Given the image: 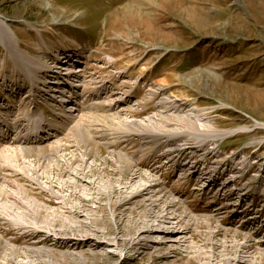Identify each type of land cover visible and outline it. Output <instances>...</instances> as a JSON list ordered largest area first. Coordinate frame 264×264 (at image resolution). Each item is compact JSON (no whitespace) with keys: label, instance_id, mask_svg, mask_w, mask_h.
I'll use <instances>...</instances> for the list:
<instances>
[{"label":"rangeland","instance_id":"1","mask_svg":"<svg viewBox=\"0 0 264 264\" xmlns=\"http://www.w3.org/2000/svg\"><path fill=\"white\" fill-rule=\"evenodd\" d=\"M0 24V105L26 99L18 118L28 111L47 120L44 140L32 144L38 148L0 150V264H233L238 254L244 264H264V0H0ZM67 55L73 61L63 65ZM75 68L83 70L81 88L63 75L65 88L50 83L54 71ZM28 74L42 78L46 93L26 98ZM105 79L113 81L100 95L94 83ZM137 81L139 94L125 88L128 103L113 106L119 92L110 89ZM59 113L73 117L70 127L84 123L59 133L68 120ZM97 128L153 140L141 147L134 135L110 149L95 138ZM181 145L193 149L179 155ZM147 148L157 151L143 153L139 171ZM196 168L201 175L187 180ZM148 182L156 184L150 194L119 207ZM140 200H157L155 215L170 211L182 231L169 235L161 230L175 223H160L137 237L146 215ZM35 230L74 240L25 239ZM114 232L122 246L91 241Z\"/></svg>","mask_w":264,"mask_h":264},{"label":"bare ground","instance_id":"2","mask_svg":"<svg viewBox=\"0 0 264 264\" xmlns=\"http://www.w3.org/2000/svg\"><path fill=\"white\" fill-rule=\"evenodd\" d=\"M141 4V3H140ZM0 27L2 28V26H1V24H0ZM5 27V26H4ZM3 30V33H5L7 30L6 29H2ZM15 37H13V39H14ZM15 40V39H14ZM144 59V57H142L141 59H139L137 62H128L127 63V70L124 72V71H122L121 72V74H120V76H122V75H124L123 73H125L126 75L127 74H129L130 75V72L135 68V67H137L141 62H142V60ZM52 60V59H51ZM55 60V59H54ZM161 62V60H159V61H157L156 63L158 64V63H160ZM111 64V63H110ZM106 66H108V68L110 67V65L107 63L106 64ZM45 67H47L46 69L48 70V72H49V66H42V68H45ZM60 67V66H59ZM58 69V68H57ZM124 69V68H123ZM54 70V69H53ZM64 70V69H63ZM95 70V69H94ZM73 72H71V71H69V72H71V74L69 75H67V74H62L61 72H59V71H52L53 73H57L58 74V76L54 79V81L53 82H50L52 85H54V87L55 88H58V86H59V88H65L64 87V83H62V78H61V75H63L64 77H67L68 79L69 78H76V79H78L77 81H75L77 84H75L74 86H71L72 87V89H75V87H79V88H81V84L80 85H78V82H79V80L82 78V75H78L79 73H81L83 70H79V68L77 69V68H75L74 70H72ZM43 73H44V71H42ZM145 72H149V70H146ZM74 75V77H72ZM28 79H29V77H30V75L28 74ZM47 77H49V76H47ZM147 79V73L146 74H144V75H142L141 76V79H140V81L141 80H146ZM24 80H25V78L24 77H22V80H21V82H24ZM30 84H29V86L27 87V91H28V95H27V97L26 98H31V96H36V95H34V94H36L35 92H38V90L37 89H40V88H38V86L39 85H41V83H40V80H42V78H40V77H38L37 78V76L36 75H34L33 77H30ZM8 81V80H7ZM113 81V79H111V80H108V79H105V80H103V81H100V82H97V83H94L95 84V88L97 89V90H101V92H99L100 93V95H102V94H104V92L107 90V89H109V85H110V83ZM140 81H137V82H135V84H134V86L133 87H128L126 84H122V86L121 87H117V86H115V87H113V88H111L110 89V91L111 92H113V91H117V92H119L117 95L119 96V97H117V99L115 100V103H114V105L113 106H116V105H121V104H126V103H128V100H127V97H128V91H125V90H123V89H125V88H129V90H131L132 88H134V90L132 91L133 93H137V94H139L138 92H137V90H141V86H140ZM48 82V83H49ZM114 82H117L116 80H114ZM157 82V81H156ZM9 83H10V81H9ZM16 83V85L18 84V82H15ZM65 83H67V82H65ZM8 86V85H7ZM45 87V86H44ZM19 89H20V87L18 88H14L13 86H11V90L14 92V93H17V95H18V92H17V90L19 91ZM44 88H41L40 89V91L42 92V91H44L45 93H46V90L44 89ZM48 89V88H47ZM52 89V88H51ZM165 88H163V90H164ZM64 91V93H65V90H63ZM86 91V90H85ZM67 92V91H66ZM70 92H72V91H70ZM97 95L98 94V91L97 92H93V94H91V95ZM73 95H75V97L77 96L78 97V94L76 93V92H74L73 93ZM61 96V95H60ZM130 97H136V95L134 96V95H132V96H130ZM68 98H69V101H72V99H71V96L69 95L68 96ZM92 99H91V97L88 99V101H91ZM58 101H62V102H64L65 100H58ZM25 102H26V99L24 100V101H22L21 103H20V105H18L17 107L16 106H13L12 105V101H8L7 102V104H5V105H3V104H1L0 105V109H5V107L7 108V109H5L4 111H2V110H0V135H1V137H2V140L0 141V150L1 149H8V148H18V147H30V148H38L39 146H33L32 144L33 143H39V142H41V141H43L44 140V138L42 137V135H41V133H46V130H44L43 129V127H44V125H45V122L47 121V120H44V121H42V120H39V119H35L34 117H31V115H30V113L27 111L26 112V114H25V116L23 117V118H18V117H20V111H24L25 110V106H24V104H25ZM110 102V101H109ZM70 104V103H69ZM85 104V103H84ZM83 104V105H84ZM30 105V107L32 108V110L34 111V110H38L39 108H40V103H36V100H35V98L34 99H31V104H29ZM54 105V103L53 104H51V106H53ZM83 105H79L80 107H81V109L80 110H78V111H80V112H82L84 109H86L88 106H83ZM86 105V104H85ZM59 106V105H58ZM109 106H111V105H109ZM182 106H185V104H183ZM170 107V106H169ZM119 108H121V107H119ZM128 108V107H127ZM70 109V108H69ZM73 109V108H72ZM125 109V108H124ZM16 110V111H15ZM72 111V110H71ZM75 111H77V109H74L72 112L73 113H75ZM68 112V111H67ZM126 112L128 113V114H131V115H134L135 116V111H131V110H129V109H127L126 110ZM66 113V112H65ZM86 113H84V115H85ZM77 115V114H76ZM95 115V114H94ZM108 116V115H107ZM119 116V115H118ZM158 116H159V114H158ZM60 117H62L63 119H68V118H66V115L65 114H58V116H56L55 118H60ZM83 117V115L81 116V118ZM120 117V116H119ZM157 117V116H156ZM96 118V117H95ZM158 118V117H157ZM191 118V117H190ZM17 119V120H16ZM173 119V118H172ZM192 119V118H191ZM16 120V121H15ZM167 120V119H166ZM15 121V122H14ZM134 121V120H133ZM163 121H164V119H163ZM165 122V121H164ZM196 122V121H195ZM54 123H55V125L57 126V124L58 125H60L59 124V122H58V120H55L54 121ZM70 123H73V117H70L68 120H67V122H65V127L64 128H62L61 130L62 131H60L59 130V133H64V131L66 130H68V131H72L73 129H76L77 127H80V123H84V121H82L81 120V122L80 123H78V124H74V126L73 127H70L69 126V124ZM131 123H133V122H131ZM166 123H168V122H166ZM186 124V123H185ZM128 125H130V124H128ZM133 125V124H132ZM135 125V124H134ZM138 125V124H137ZM141 125V124H140ZM264 125V124H263ZM193 126V125H192ZM257 126H262L260 123H257ZM188 127V126H187ZM102 128V127H101ZM140 128V127H139ZM135 129V128H134ZM194 129H195V127H194ZM259 128H255L254 130H258ZM131 130H132V127H131ZM136 130H138V129H136ZM140 131L139 132H141V129H139ZM95 131V134H97L96 136H95V138L96 139H98V140H102L103 141V144L107 147V148H110L111 149V147H113V146H116V145H118V144H123L124 142H125V140L124 139H129V137H131V136H133L134 137V135H135V137L137 138V141L139 142L138 143V145H140L141 144V147H146V144H148L151 140H153V139H151V140H144L145 138H143L144 136L143 135H140V134H133V133H128V132H125V131H121V133L120 134H112L111 133V131L109 130V131H107V130H105L104 132H102V131H100L99 130V128H97V129H95L94 130ZM164 131V130H163ZM163 131H161V132H163ZM103 133H106V135H103ZM137 133V132H136ZM164 133H165V131H164ZM167 133V132H166ZM169 133V132H168ZM10 134H12L13 136H12V138L11 137H9V135ZM235 134H239V132H237V133H233L232 135H235ZM53 134H51V136H50V138L51 137H57V136H52ZM112 135H114V137H112ZM229 135V134H228ZM148 136V135H147ZM167 136V135H166ZM149 137V136H148ZM151 138V137H150ZM149 138V139H150ZM170 138V137H169ZM147 139V138H146ZM179 139V138H178ZM88 140V139H87ZM112 140H114L113 142H112ZM170 140V139H169ZM128 141V140H127ZM171 141H172V139H171ZM114 143H116V144H114ZM7 144L9 145V146H7ZM170 144V143H169ZM12 145H17V146H12ZM161 146H164L165 148V150L164 151H166L167 150V148H166V146H167V143H166V140H165V142H163L162 144H161ZM200 147V146H199ZM203 147H205V146H203ZM203 147H200V148H203ZM127 147H125V149H126ZM142 149V148H141ZM147 149H149V148H147ZM191 149H193L192 147H185V146H183V145H181V147H180V149L179 150H177V152L179 153V155H180V153H182V152H184V153H188L189 152V150H191ZM208 149V148H207ZM215 149H217V146H215L214 147V150ZM196 150V149H195ZM17 151V150H16ZM21 151V150H20ZM157 151V149L156 148H151V150L149 149V151H146V150H141V154H142V158H140V160H139V162L136 164V165H134V167H135V169H137V170H139V171H142L141 170V168H143V165L142 164H144V156H143V153H145V152H147V153H149V152H156ZM192 151V150H191ZM199 151H200V149H197L196 150V152H194L195 153V157H198L199 156ZM201 152V151H200ZM22 153V152H21ZM15 154V153H14ZM209 154V153H208ZM22 155V154H21ZM185 155V154H184ZM183 155V156H184ZM210 155V154H209ZM164 156H166V152H164V153H162L161 154V157H164ZM205 157V156H204ZM23 158V157H22ZM169 158V157H168ZM180 158V157H179ZM17 159V158H16ZM132 159V158H131ZM184 159V158H183ZM210 159V158H209ZM143 162H142V161ZM194 162H195V160H194ZM199 162H203V164H204V166H205V162L204 161H199ZM51 163H53V162H51ZM50 163V164H51ZM208 164V163H207ZM121 165V164H120ZM232 165V164H231ZM204 168V167H203ZM203 168L202 169H197V171H195V173L193 172L190 176H189V178L187 179V180H190L191 179V176L192 175H194L195 177L197 176V177H199L200 175H201V173L203 172L202 170H203ZM82 170V169H81ZM80 170V171H81ZM148 170H149V172L152 170V169H150V168H148ZM198 170H200V171H198ZM205 170V169H204ZM220 169H218V171H219ZM85 171V170H84ZM92 171V170H91ZM94 172V171H93ZM96 172V171H95ZM82 173V172H81ZM84 173V172H83ZM88 173V172H87ZM216 173V172H215ZM70 174V173H69ZM85 174V173H84ZM92 174V173H91ZM138 174H140L139 172H138ZM221 175L223 174V173H220ZM76 175V174H75ZM88 175V174H87ZM216 175H218V173H216ZM225 175V174H224ZM223 175V176H224ZM92 176V175H91ZM140 177H143V176H140ZM138 178V177H137ZM77 179V178H76ZM94 179H97V178H94ZM132 179V178H131ZM142 179V178H141ZM92 180H93V178H92ZM92 180H91V182H92ZM146 180V179H145ZM85 181V180H84ZM158 181V180H157ZM231 181H233L234 183L236 182V180H231ZM75 182V181H74ZM94 182V181H93ZM98 182V181H97ZM136 182V181H135ZM145 182H147V181H145ZM195 182V184L194 185H199V183H201V180H199V179H197L196 178V180L194 181ZM80 183H81V181H80ZM133 183V182H132ZM67 184V183H66ZM91 184V183H90ZM72 185V184H71ZM79 185H81V184H79ZM78 185V186H79ZM125 185V184H124ZM162 184H160V186H161ZM84 186V185H83ZM98 186V185H97ZM131 186V185H130ZM129 186V187H130ZM156 186V184L153 182V184L152 183H146L145 184V186L143 187V188H141V189H139L137 192H136V194L129 200V201H127V202H125V203H123V204H121L119 207H121L122 205H128V204H131V201L133 200V199H138L139 197H141V196H145V195H148V192H149V190L150 189H152L153 187H155ZM119 187V186H118ZM71 188V187H70ZM87 189V188H86ZM123 189H125V188H123ZM96 190V189H95ZM120 190V189H119ZM137 190V189H136ZM161 190V189H160ZM87 191V190H86ZM113 191V190H112ZM162 191V190H161ZM45 192V191H44ZM92 192V191H91ZM24 193V192H23ZM112 193V192H111ZM119 193V192H118ZM152 193V192H151ZM92 194V193H91ZM106 194V193H105ZM149 194H150V192H149ZM204 195V194H203ZM100 196V195H99ZM106 197V196H105ZM109 198V197H108ZM146 198V197H145ZM98 200V199H97ZM102 200V199H101ZM124 200V199H123ZM158 200H160V199H158ZM95 201H96V199H95ZM100 201V200H99ZM149 201V200H148ZM91 202V201H90ZM93 202V201H92ZM146 202H147V200H140L139 202H138V205L142 208V209H144L145 211H146V215H145V217H144V219L141 221L142 223L140 224L141 226L140 227H137V225H136V227L134 228V231H137V234H138V236L137 237H139L141 234H150L151 233V230L152 229H155V228H157L158 226H159V224L160 223H162V224H167V225H171L172 226V224L173 223H175V226H173V227H175V228H177V229H173L172 227L169 229V230H161V232H164V233H167V234H169V235H173V233H175V231H176V233L177 232H180V231H182L181 230V223H182V221L181 220H178V219H176L175 217H173V214L169 211V207L166 209V211H169V212H166V213H164V214H162V215H159V216H157V215H155L156 214V211L158 210V203L159 202H157V200H156V203H154V204H152V203H150V206H148L147 204H146ZM151 202V201H150ZM155 202V201H154ZM161 202V201H160ZM97 203V202H96ZM99 203V202H98ZM172 203V202H171ZM166 205V204H165ZM117 206V205H116ZM30 208V207H29ZM117 208V207H116ZM31 210H33V209H31ZM38 210V209H37ZM165 210V209H164ZM40 211V210H39ZM35 212H38V211H36L35 210ZM6 213H8V210H7V212ZM37 214V213H36ZM76 214V213H75ZM10 215V214H9ZM12 215V214H11ZM26 215H28V214H26ZM38 215V214H37ZM29 216V215H28ZM36 216V215H35ZM40 216H42V215H40ZM47 216H48V214H47ZM43 217H45V216H43ZM49 217V216H48ZM56 219V218H55ZM50 221H51V219H49ZM152 221H154L152 224H151V222ZM172 221H174V222H172ZM47 222H49V221H47ZM53 222V221H52ZM133 226V225H132ZM6 227L8 228V232H10L11 231V227H10V225H6ZM51 227H53V226H51ZM96 229V228H95ZM20 230H26L24 227H20L19 228V231ZM32 230H33V228H32ZM18 231V230H17ZM157 231V230H156ZM64 234V233H63ZM63 234H61V233H58V232H56V231H53V230H51V231H44V230H35V232L34 233H30L29 231H25L24 232V235L26 236V238H25V236L23 235V238H25V239H40V238H43V239H46V240H48V241H55V242H57L58 244H60V245H64L65 243H68V242H71L72 240H74L73 238H71L70 236L69 237H67V236H64ZM122 233H115L114 232V234H113V238L112 239H109V238H106V235L103 233V234H100L104 239H102V238H100V236H97L96 234H95V237L93 238V240H91V241H94L95 242V246H99V244L101 245V246H106V245H109V246H112V247H118V246H122V244L120 245V244H118V241H120L119 240V236L121 235ZM75 235V234H74ZM44 236V237H43ZM83 237V236H82ZM81 237V238H82ZM80 238V237H79ZM20 239H22V238H20ZM77 239V238H76ZM136 240V239H135ZM81 241H83V240H81ZM84 242V241H83ZM169 242H174V240L173 241H169ZM85 243H86V241H85ZM167 243L168 242H164L163 243V246H166L167 245ZM77 244V243H76ZM236 247V246H235ZM244 247V246H243ZM159 250V249H158ZM141 250H138V253L140 252ZM40 252V251H39ZM31 253V252H30ZM41 253H42V251H41ZM41 253H39V254H41ZM236 253V252H235ZM239 253H241V251H239ZM139 254H143V252H141V253H139ZM234 255V254H233ZM236 258H237V261H236V264H244V260H242V257L240 256V254H238V257L236 256ZM233 259H234V257H233ZM244 261V262H242V261ZM235 261H234V263H235ZM233 263V264H234Z\"/></svg>","mask_w":264,"mask_h":264}]
</instances>
